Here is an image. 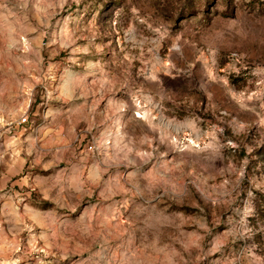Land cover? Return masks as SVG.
<instances>
[{"label":"rangeland","instance_id":"obj_1","mask_svg":"<svg viewBox=\"0 0 264 264\" xmlns=\"http://www.w3.org/2000/svg\"><path fill=\"white\" fill-rule=\"evenodd\" d=\"M25 112L0 264H264V0H0Z\"/></svg>","mask_w":264,"mask_h":264},{"label":"crops","instance_id":"obj_2","mask_svg":"<svg viewBox=\"0 0 264 264\" xmlns=\"http://www.w3.org/2000/svg\"><path fill=\"white\" fill-rule=\"evenodd\" d=\"M30 121L32 120L30 119ZM9 125L8 132L11 133L13 130L11 137H8L5 131L0 132V201L4 190L10 186H15L17 181L13 178L16 174L22 172L23 169L25 170L28 158L26 153L30 152L28 149L23 152L26 138H28L26 134L29 132L27 130L29 126L18 123V119L10 121ZM22 175L24 176L19 177V182L25 184L27 175L23 172Z\"/></svg>","mask_w":264,"mask_h":264},{"label":"built area","instance_id":"obj_3","mask_svg":"<svg viewBox=\"0 0 264 264\" xmlns=\"http://www.w3.org/2000/svg\"><path fill=\"white\" fill-rule=\"evenodd\" d=\"M18 123L22 124V125H27L28 123H30V119H29V114L28 113H23L19 119H18ZM89 149L93 150L94 146L92 144H90Z\"/></svg>","mask_w":264,"mask_h":264}]
</instances>
